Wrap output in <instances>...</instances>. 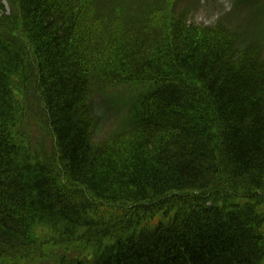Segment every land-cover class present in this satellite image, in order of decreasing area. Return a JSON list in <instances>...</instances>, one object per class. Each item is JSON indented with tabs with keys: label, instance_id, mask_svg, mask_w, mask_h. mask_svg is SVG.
Wrapping results in <instances>:
<instances>
[{
	"label": "trees",
	"instance_id": "16d2710c",
	"mask_svg": "<svg viewBox=\"0 0 264 264\" xmlns=\"http://www.w3.org/2000/svg\"><path fill=\"white\" fill-rule=\"evenodd\" d=\"M199 1L0 0V264H264V0Z\"/></svg>",
	"mask_w": 264,
	"mask_h": 264
},
{
	"label": "rangeland",
	"instance_id": "374dc122",
	"mask_svg": "<svg viewBox=\"0 0 264 264\" xmlns=\"http://www.w3.org/2000/svg\"><path fill=\"white\" fill-rule=\"evenodd\" d=\"M234 1L235 0H201L192 11L190 20L192 23L197 25H214L221 20L225 13L231 11ZM5 9L7 13L10 12L8 3L5 4ZM130 90L133 89H128L124 85L121 87L111 88L109 95L111 97V105L108 113L109 124L107 127L103 126V130L106 133L101 136L109 134L115 129L121 118L124 119L127 117L129 108L124 104L125 102L128 103L127 100L131 94ZM136 91H141V89L138 88ZM81 245H76L75 248H71L70 250H66L61 246L60 248L48 249L45 251L48 259L43 258L40 262L37 261L35 264H69L74 257L90 256V252L79 254V251L82 250Z\"/></svg>",
	"mask_w": 264,
	"mask_h": 264
}]
</instances>
